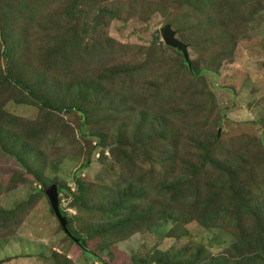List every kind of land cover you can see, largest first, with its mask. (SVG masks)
I'll return each instance as SVG.
<instances>
[{
	"label": "rangeland",
	"instance_id": "1",
	"mask_svg": "<svg viewBox=\"0 0 264 264\" xmlns=\"http://www.w3.org/2000/svg\"><path fill=\"white\" fill-rule=\"evenodd\" d=\"M222 1L0 0L19 43L10 64L0 55L19 81H0V115L19 118L5 130L32 151L23 163L0 141V209L30 200L0 226L12 241L0 256L16 258L0 264H264L262 225L233 205L242 188L264 214V0H242L246 17L221 28ZM166 23L200 77L162 40ZM27 86L40 97L18 99ZM203 145L226 171L202 163ZM38 180L58 184L70 228L100 260L67 237ZM120 194L129 217L109 201Z\"/></svg>",
	"mask_w": 264,
	"mask_h": 264
},
{
	"label": "trees",
	"instance_id": "2",
	"mask_svg": "<svg viewBox=\"0 0 264 264\" xmlns=\"http://www.w3.org/2000/svg\"><path fill=\"white\" fill-rule=\"evenodd\" d=\"M198 1H199V3L200 2H204V3L209 4L210 5V6L208 5L209 7H213L214 5H216L219 2V0H198ZM222 5H226V7H224V9H223V10H225L224 13L221 12V15H219V18L221 19L220 20V23H219V26H221V28H222L223 24L226 23L227 18H230V20L233 23L234 22L241 23L243 21V19L246 17V10H243L244 1H242V0H224V1H222ZM1 9H0V39L2 38L1 39V42L5 44V47H4L3 51L0 53V55L3 56V57H5L6 58V62L10 64L11 61H12L11 60L12 59V56L14 55L15 46H18L19 43H17L18 40L16 39V31H15V29H14L13 32H11L13 30V26H12V24L10 22H8V16L6 15V14H9V11H3ZM218 9H221V6L220 5H218ZM27 10H32L33 11L32 7H27ZM100 13H102V11ZM206 20L207 21H205V22L209 26L210 23L212 22V16L208 17ZM200 23H202V25H204L203 22H200ZM166 24H169V23H166ZM166 24H164V25H166ZM18 33L21 35L20 31ZM175 33H176V31H175ZM155 38H157V37H155ZM180 41L183 42V43H185L187 45V47H188V44H187L186 41H183V40H180ZM167 46L169 48H171L176 53V55L178 54L180 56V58H181L180 62H182V65L183 66L187 67V69L191 72V74L193 76L200 77L202 75V71L205 69L204 67L197 68V72L194 71V64L191 61L190 57H189V59H190V66H188V64L184 60L183 54L179 50H177L176 48H173V47H171L169 45H167ZM124 68L123 67H118V68H116L115 72H112V73L113 74L116 73V75H122L123 73H125V71L126 72L128 71L126 69V67H124ZM4 79H6L8 83L9 82H11V83H13V82L14 83L19 82L18 80L14 79L11 76V74H10L9 71H7V74L6 75H2L0 73V81H2ZM25 89L28 90V94L29 95L23 93L22 91H19V92L16 93V95L19 93V98L18 99L25 101L29 96L40 97L39 94L36 91H34L33 89H31L30 86L25 87ZM84 89H85V87H84ZM121 95L124 96L123 93H121ZM83 101L85 102L86 101V98H84ZM5 115H7V114L3 113V115H0V141H6V138H8V140H10L11 149H8L6 147H4V148L7 149V150H9V151H11L13 154H15L16 157L19 158L20 160H22L23 163H26L27 162V159L29 158L28 153H31L32 151L28 152L27 151V148L24 147L25 148L24 151L23 152H20V149L18 147H16V145L19 143V139H17L16 137H12L10 135V133L5 130V128H6L5 127V124H7V125H10L11 124V125L17 127L21 122L19 121V118L18 117H14V116L11 115L8 118L7 116H9V115H7V116H5ZM196 138H197L196 136H193L192 137V140H195ZM12 149H16L17 151H14ZM202 149H203V155H202V157L204 158L202 160V163H206V160H208V159H206V154H207V151L206 150L208 148L206 147V145H203ZM25 159H26V161H25ZM208 162H211L214 167H216V168L218 167L219 169H224L225 171L227 170L226 168H228L226 165H222L220 163H216L214 160H211V161L208 160ZM201 167L203 168V164H202ZM26 170L28 172L32 173V169L29 167V165L26 166ZM230 173H231L230 171L227 172V174H230ZM77 182H78L77 183V193H72L73 198L76 201H78L79 198H82V195H83V192H84V188H83L82 183L80 181H77ZM215 182H216V180L213 179L212 180L213 185H210L209 187L210 188H214L216 186L215 185ZM53 183L56 184L57 190L59 191L60 190V187L58 186V184L55 183V182H53ZM53 183H44L43 181L41 182V181L38 180V184L40 185V187L36 191L38 194L37 193L36 194L38 196H40L39 194H42V195H44L47 198L46 193L44 191V188H45L46 185H50V184H53ZM179 184L180 183L178 181H175V183L173 184V187L176 188V187H178ZM241 189L240 190H234L233 191V193L235 195V200H234V204L233 205L236 206V208H237L238 211L242 210V211H246L247 213H250V215L254 218V220L257 223H260L262 225L263 229H264V214L260 212L259 208H257V207L255 208L256 203L254 202L253 199L250 198L249 195H247L246 193L245 194L241 193ZM109 201L112 202V203H114L116 206H118V211L119 212L120 211L127 212V214H128L127 216L128 217L130 216V214H133V207H134V205L130 204L133 201V199H132V197H131L130 194L126 195L124 199H123V196L120 194V198L118 199V201L115 200V199L109 200ZM28 203H30V200L27 201V202H21L22 205L20 204L13 211H8V210L0 209V226H4V223H5V220L6 219H8L10 216H15L16 213H17V211L18 210H21V208L24 205L28 204ZM50 210L53 213L51 207H50ZM61 212H62L63 215L66 216V213L63 210H61ZM239 214H242V213H239ZM53 215H54V213H53ZM18 216L19 217L23 216V213H20ZM203 216L204 215H202V217ZM206 217H204V218H206ZM66 218L68 220L67 227H68L69 231L71 232V234L78 239V242L73 241L66 234L67 237H69L73 242H75L84 253H86V254H88L90 256H93L94 258H98L97 260H100V258L97 255H95L92 252V250L89 248L88 243H87V239L85 237L80 236L76 231H74V230H72L70 228V225H69V217L66 216ZM119 218L121 219L120 216H119ZM127 220H129V219H127ZM202 222H203V218H202ZM131 223H133V222H131ZM115 228H118V227L115 226L114 229ZM260 231H261V227H260L259 232ZM247 239H251V243H254L255 242L253 240V238H252V234L251 233L248 234V238ZM255 240H257V238ZM259 243H264V240L262 239V237L260 238ZM202 250H203V247H201V246H199L198 248L196 247L193 254H195L196 257H197L198 255L201 254V251ZM177 256H180V254L175 255V257H173V258L176 259ZM222 258H225L226 261H224ZM238 258H241V259H239L240 260L239 261V264H252L253 263V261L246 260V259L251 258L248 255H243L242 254ZM198 262H199V258L198 259L193 258L191 260H188L186 264H218V262H223L221 264H231V263L228 262L227 256L226 257L219 256V257L213 258L210 261L209 260H205V261H203L201 263H198ZM169 263L171 264V261H169V260L162 261V259H161V260L158 261V264H169ZM176 264H182V263L180 261H178V262H176Z\"/></svg>",
	"mask_w": 264,
	"mask_h": 264
},
{
	"label": "water",
	"instance_id": "3",
	"mask_svg": "<svg viewBox=\"0 0 264 264\" xmlns=\"http://www.w3.org/2000/svg\"><path fill=\"white\" fill-rule=\"evenodd\" d=\"M160 36L166 45H169L179 50L183 54L184 60L186 61L188 66H190V59H189L187 45L181 42L176 37L175 30L172 29L169 24H166L160 28ZM44 191L46 193V196L48 198V201L54 213V216L58 220L61 228L63 229L65 234H67L73 241L78 242V239L75 236H73L71 232L69 231L67 227L68 220L66 216L63 215L61 212L60 205H59V193H58L56 184L53 183L50 185H46L44 188Z\"/></svg>",
	"mask_w": 264,
	"mask_h": 264
},
{
	"label": "crops",
	"instance_id": "4",
	"mask_svg": "<svg viewBox=\"0 0 264 264\" xmlns=\"http://www.w3.org/2000/svg\"><path fill=\"white\" fill-rule=\"evenodd\" d=\"M10 239H11L10 237H8V240H7L6 237L0 236V243H3V245H0V249L1 250H3V249L6 250L7 246L10 245V243H12V241ZM8 247H12V245L8 246ZM7 252H8V250H6L5 253L7 254ZM15 259L16 258H11V257H8L6 255L4 257L0 256V263L3 262V261H5V262H13L12 260H15Z\"/></svg>",
	"mask_w": 264,
	"mask_h": 264
}]
</instances>
